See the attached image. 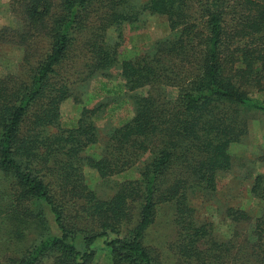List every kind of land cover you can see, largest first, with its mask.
Masks as SVG:
<instances>
[{"label": "trees", "instance_id": "16d2710c", "mask_svg": "<svg viewBox=\"0 0 264 264\" xmlns=\"http://www.w3.org/2000/svg\"><path fill=\"white\" fill-rule=\"evenodd\" d=\"M11 11L15 21L0 28V44L21 48L27 71L0 75L11 232L0 264H95L99 238L110 264H162L144 243L162 204L174 207L178 264L230 262L232 247L196 217L192 200L216 191L218 174L231 168L229 147L247 135L253 114L264 113V0H14ZM145 14L165 17L172 35L119 60L122 27ZM80 57L85 62L73 67ZM116 67L126 92L147 91L132 96L133 116L109 132L95 159L84 151L98 142L101 106L83 107L67 124L60 105L72 96L70 71L87 82ZM85 166L101 180L117 179L110 197L89 189ZM263 178L250 188L263 205L248 252L253 264H264ZM226 216L251 219L234 209ZM27 233L37 239L22 250Z\"/></svg>", "mask_w": 264, "mask_h": 264}, {"label": "rangeland", "instance_id": "374dc122", "mask_svg": "<svg viewBox=\"0 0 264 264\" xmlns=\"http://www.w3.org/2000/svg\"><path fill=\"white\" fill-rule=\"evenodd\" d=\"M12 1L14 0H0V28L14 24ZM145 1L147 0H133L134 4ZM121 34V39L118 40L119 60L135 59L155 41L172 35L165 17L148 14L141 16L135 23L124 25ZM109 36L112 42L117 40L114 32L109 31ZM22 58L21 48L10 44H0V75L25 76L27 69L23 66ZM83 62L85 60L82 57L76 58L73 67L75 64L78 68ZM81 78L84 76L79 77L70 71L68 79L70 83L73 82L70 85L72 96L60 105L61 122L73 123L83 107L101 106L98 119L94 123L97 128L98 142L88 146L84 151L85 156L98 159L109 132L133 116L132 96L145 95L147 88L133 93L126 92L117 67L105 78L94 77L87 82H80ZM172 96L174 97L175 94L173 93ZM228 152L231 168L218 174L216 191L210 196L194 198L193 206L196 217L212 225V231L217 240L228 243L227 245L232 247L230 251L232 260L222 264H253V261L248 258V252L254 242L253 223L256 217L261 215L263 205L252 195L250 188L257 174L264 176V113L258 112L250 117L247 135L240 142L232 144ZM137 166L132 169L134 178H138L135 169ZM83 174L89 189L103 198L110 197L116 190L117 179L101 180L94 170L86 166L83 168ZM9 188L10 179L0 172V248L6 246V242L11 240V232L6 220L9 209ZM228 209L246 212L251 219L249 222L234 223L226 216ZM174 212L172 205L158 206L154 221L144 239L145 245L155 251L162 264H178L174 250L176 241ZM44 215L48 226L52 228L53 220L48 210H44ZM108 238L112 239L114 236ZM25 239L24 243L20 242V247L23 245L22 250L34 244L37 238L32 233H27ZM105 239L99 238L94 244L95 264H110Z\"/></svg>", "mask_w": 264, "mask_h": 264}]
</instances>
